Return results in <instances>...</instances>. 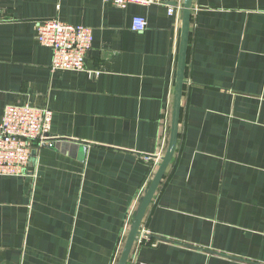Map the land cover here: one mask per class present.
<instances>
[{"label": "crops", "instance_id": "1", "mask_svg": "<svg viewBox=\"0 0 264 264\" xmlns=\"http://www.w3.org/2000/svg\"><path fill=\"white\" fill-rule=\"evenodd\" d=\"M49 18L93 29L83 70L52 69ZM180 34L166 5L0 0V121L53 111L24 175L0 174V264H117L168 146ZM129 264H264V0L193 1L178 147Z\"/></svg>", "mask_w": 264, "mask_h": 264}, {"label": "built area", "instance_id": "2", "mask_svg": "<svg viewBox=\"0 0 264 264\" xmlns=\"http://www.w3.org/2000/svg\"><path fill=\"white\" fill-rule=\"evenodd\" d=\"M117 7L126 8L130 4H160L168 7L170 15L178 13L183 0H104ZM132 27L144 31L147 21L136 16ZM39 42L53 51V70H83L88 50L92 46L93 29L82 24H71L59 18H49L37 25ZM53 111L49 107H35L30 104H11L5 108L0 121V174L24 175L30 162L32 146L49 143ZM164 153H158L155 163L160 162ZM142 235V233H141ZM140 235V237H141ZM139 237V239H140ZM138 239V240H139Z\"/></svg>", "mask_w": 264, "mask_h": 264}, {"label": "water", "instance_id": "3", "mask_svg": "<svg viewBox=\"0 0 264 264\" xmlns=\"http://www.w3.org/2000/svg\"><path fill=\"white\" fill-rule=\"evenodd\" d=\"M194 0H183L181 8V34L179 53L176 68V84L174 93V103L172 108L171 131L168 146L158 163L157 169L141 196L122 248L117 264H129L133 248L142 233V224L146 212L169 168L178 147L179 128L181 121V111L183 104L184 86L186 83V69L188 59V49L191 31V20Z\"/></svg>", "mask_w": 264, "mask_h": 264}]
</instances>
